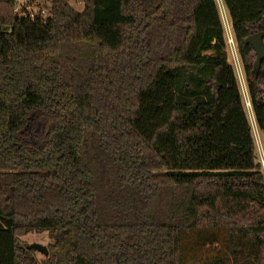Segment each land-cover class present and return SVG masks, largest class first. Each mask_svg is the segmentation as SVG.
Here are the masks:
<instances>
[{"label":"trees","instance_id":"obj_1","mask_svg":"<svg viewBox=\"0 0 264 264\" xmlns=\"http://www.w3.org/2000/svg\"><path fill=\"white\" fill-rule=\"evenodd\" d=\"M221 2L264 142L247 43L264 0ZM52 4L31 24L0 1V264H264V173L217 0ZM31 233L53 242L44 262Z\"/></svg>","mask_w":264,"mask_h":264},{"label":"built area","instance_id":"obj_2","mask_svg":"<svg viewBox=\"0 0 264 264\" xmlns=\"http://www.w3.org/2000/svg\"><path fill=\"white\" fill-rule=\"evenodd\" d=\"M0 1H8V0H0ZM11 1L13 2L14 15L19 20L27 21L31 24H38V23L46 24L53 17L52 0H11ZM224 27H225L227 60L236 73L245 110L247 114L249 113L251 116H253L249 93L244 79L241 59L237 50L236 41L232 32V27L231 25L228 26L224 25ZM261 91L264 93V86H262ZM256 147L258 151V158L262 166V171L264 173V149L262 146L259 148L257 144Z\"/></svg>","mask_w":264,"mask_h":264},{"label":"rangeland","instance_id":"obj_3","mask_svg":"<svg viewBox=\"0 0 264 264\" xmlns=\"http://www.w3.org/2000/svg\"><path fill=\"white\" fill-rule=\"evenodd\" d=\"M219 9H220V13L222 16V20L225 26L231 25L230 24V20L228 18V15L224 9V6L221 2V0H217ZM72 7L78 11L81 12L83 10V5L80 2H71ZM249 119L253 128V133H254V138H255V142L257 144V146H259V148L262 146L264 149V142L262 139V134L258 129V126L256 125V122L253 118V116H251L249 113ZM257 159L259 161L258 158V151H257ZM260 162V161H259ZM21 243L23 245V247H25V249L28 250L29 247L33 246V245H39L42 247H45L48 249L49 246H51L53 244L52 240L49 238L48 233H43V234H36V233H31L25 237H23L21 239ZM30 251V250H29ZM34 251V250H33ZM33 256L39 261V262H44L46 260V258L48 256H44L42 253L34 251L33 252ZM229 264H233V263H229Z\"/></svg>","mask_w":264,"mask_h":264},{"label":"water","instance_id":"obj_4","mask_svg":"<svg viewBox=\"0 0 264 264\" xmlns=\"http://www.w3.org/2000/svg\"><path fill=\"white\" fill-rule=\"evenodd\" d=\"M264 34L259 33L256 35H253L247 39V43L253 48L254 52L256 53V61L254 64V68L257 71L260 67V65L264 61ZM28 250H34L37 252L42 253L44 256L49 255V251L47 248L39 246V245H33L28 248Z\"/></svg>","mask_w":264,"mask_h":264}]
</instances>
